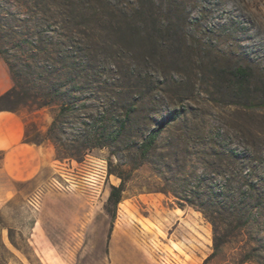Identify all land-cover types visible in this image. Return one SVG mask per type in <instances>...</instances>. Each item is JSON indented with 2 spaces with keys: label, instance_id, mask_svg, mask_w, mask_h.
Masks as SVG:
<instances>
[{
  "label": "rangeland",
  "instance_id": "rangeland-1",
  "mask_svg": "<svg viewBox=\"0 0 264 264\" xmlns=\"http://www.w3.org/2000/svg\"><path fill=\"white\" fill-rule=\"evenodd\" d=\"M83 3L0 0V48L9 54L0 59L8 56L24 74L44 69L39 51L26 61L30 68L15 59L21 34L52 54L90 61L96 81L76 91L72 111L29 105L16 113L30 138L53 154L45 186L62 173L76 177L101 159L123 171L125 198L107 210L111 187L121 184L116 176L100 195L48 188L37 213L19 195L0 210V264H158L162 251L183 264H232L245 238L206 262L213 227L190 204L204 203L210 188L238 198L251 183L264 186V0ZM127 13L134 26L141 24L140 38L132 36L133 28L112 30L110 15L124 25ZM238 67L249 74L240 86L233 76ZM129 104L134 114L117 141L80 159L58 158L55 143L80 145L85 123L108 109L119 118ZM175 111L180 117L167 120L155 148L141 155L140 144ZM171 209L186 210L189 222L177 228ZM254 231L263 242L262 248L256 244L257 260L264 264V226Z\"/></svg>",
  "mask_w": 264,
  "mask_h": 264
},
{
  "label": "trees",
  "instance_id": "trees-1",
  "mask_svg": "<svg viewBox=\"0 0 264 264\" xmlns=\"http://www.w3.org/2000/svg\"><path fill=\"white\" fill-rule=\"evenodd\" d=\"M74 1H78V4H81V6L85 2V0ZM108 5L113 12L117 9L110 2H108ZM135 9L138 11L140 7H136ZM94 16L100 18L101 21L105 19V17H102L98 13H95ZM79 17H81V14H79ZM113 17V14H111L109 18L112 21V30L121 31L129 27L137 31L132 33V36L139 38L142 36L143 31H140L141 24L136 23V26H134L135 17L133 15L127 13L128 19L124 25H121L119 22H113ZM134 27H139V31ZM11 38L10 36L8 39L11 41L13 40ZM17 38L19 40L14 42L19 45L20 55H16L15 59L20 64L24 65L25 68H30L26 61L30 58L33 59V53L39 51L40 56H42L41 59L46 65L43 70L37 73L24 74L23 71L17 70L16 65L11 62L8 56H2L8 65L14 86L0 96V112L8 111L16 113L20 107L29 105L36 106L38 109L59 105L62 114L72 111L74 103L79 99V96H75L76 91H80L89 83L96 81L94 80L95 74L89 63L90 61L85 58L77 60L72 54L60 52L52 54L44 50L43 46H36L34 42L28 39L30 38L29 35L18 34ZM1 39H5V37L0 33V41ZM26 43L31 45V51L29 52L24 48L27 45ZM4 54L9 55L8 51L0 48V56ZM233 76L239 81L238 85L240 86L243 84L242 80L249 77L248 70L238 67L234 70ZM133 114L134 110L130 104L123 108L122 115L119 118L113 114V109L104 110L95 121L84 124L85 134L82 136L84 141H81L82 143L78 146L66 147V144L59 146L52 140L51 134L48 140L55 143L59 159L68 157L80 159L93 148L103 147L117 141L127 130ZM180 115L181 112L175 111L161 120L159 128L152 130L150 135L138 147L141 155L147 157L155 148L157 139L167 120L175 121ZM56 122L57 120L54 122V126ZM54 129L52 128L51 132ZM25 141L36 145H42L43 143V141L31 139L28 133H26ZM108 169L109 175L118 177L121 180V184L111 187L107 210H109V207L119 206L125 198L126 191V179L123 171L113 169L111 164H108ZM209 191L211 192L206 196L204 203L196 204L191 202L190 204L191 207L201 211L205 219L213 227V253L207 258L206 262L221 255L225 246L234 244V239L242 236L245 238V242H243L242 246L239 244L240 246L236 248L239 252V257L232 264H260L259 260H257V255L261 249L257 248L256 244L262 248L263 242L255 235L254 228L264 226V186L251 183L249 188H246L247 192L241 191L238 198L234 195L226 194L223 192V188L217 191L214 188H210Z\"/></svg>",
  "mask_w": 264,
  "mask_h": 264
},
{
  "label": "crops",
  "instance_id": "crops-1",
  "mask_svg": "<svg viewBox=\"0 0 264 264\" xmlns=\"http://www.w3.org/2000/svg\"><path fill=\"white\" fill-rule=\"evenodd\" d=\"M12 87L9 70L0 59V96ZM25 136L26 126L19 114L0 112V210L19 195L28 197L49 178L51 149L28 143ZM168 215L174 217L173 225H178L177 228L190 219L186 210L171 209Z\"/></svg>",
  "mask_w": 264,
  "mask_h": 264
},
{
  "label": "built area",
  "instance_id": "built-area-1",
  "mask_svg": "<svg viewBox=\"0 0 264 264\" xmlns=\"http://www.w3.org/2000/svg\"><path fill=\"white\" fill-rule=\"evenodd\" d=\"M113 176L109 175L108 163L105 160H92L87 166L80 170L76 177L73 175L60 174L54 177L48 185L36 189L26 199L29 210L37 213L41 210L43 197L46 189H54L59 192H72L77 189L85 188L92 194L100 195L105 185ZM158 257V264H183L174 254L162 251Z\"/></svg>",
  "mask_w": 264,
  "mask_h": 264
}]
</instances>
